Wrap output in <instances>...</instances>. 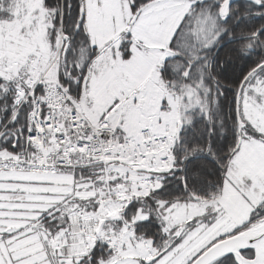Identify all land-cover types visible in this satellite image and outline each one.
<instances>
[{
	"label": "snow or ice",
	"instance_id": "snow-or-ice-1",
	"mask_svg": "<svg viewBox=\"0 0 264 264\" xmlns=\"http://www.w3.org/2000/svg\"><path fill=\"white\" fill-rule=\"evenodd\" d=\"M0 264H264V0H0Z\"/></svg>",
	"mask_w": 264,
	"mask_h": 264
},
{
	"label": "trees",
	"instance_id": "trees-1",
	"mask_svg": "<svg viewBox=\"0 0 264 264\" xmlns=\"http://www.w3.org/2000/svg\"><path fill=\"white\" fill-rule=\"evenodd\" d=\"M240 70H241V69H240L239 67H236V68L230 69L229 72H228V75H229V76H234V75L238 74Z\"/></svg>",
	"mask_w": 264,
	"mask_h": 264
}]
</instances>
